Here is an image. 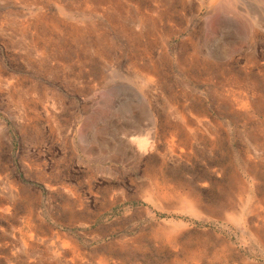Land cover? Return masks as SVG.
<instances>
[{"label":"rangeland","instance_id":"1","mask_svg":"<svg viewBox=\"0 0 264 264\" xmlns=\"http://www.w3.org/2000/svg\"><path fill=\"white\" fill-rule=\"evenodd\" d=\"M0 264H264V0H0Z\"/></svg>","mask_w":264,"mask_h":264}]
</instances>
